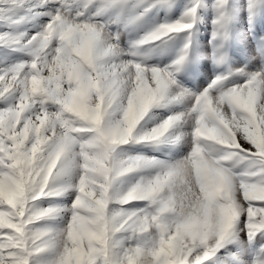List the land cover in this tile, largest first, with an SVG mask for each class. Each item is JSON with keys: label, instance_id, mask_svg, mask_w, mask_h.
<instances>
[{"label": "snow or ice", "instance_id": "6c2138e0", "mask_svg": "<svg viewBox=\"0 0 264 264\" xmlns=\"http://www.w3.org/2000/svg\"><path fill=\"white\" fill-rule=\"evenodd\" d=\"M0 264H264V0H0Z\"/></svg>", "mask_w": 264, "mask_h": 264}]
</instances>
